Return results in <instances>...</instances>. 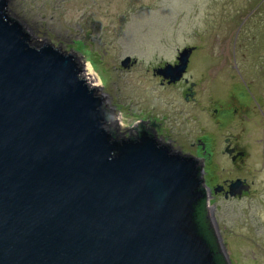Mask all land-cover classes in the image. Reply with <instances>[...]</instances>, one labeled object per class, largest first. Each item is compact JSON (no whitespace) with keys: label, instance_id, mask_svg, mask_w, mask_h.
Listing matches in <instances>:
<instances>
[{"label":"water","instance_id":"obj_1","mask_svg":"<svg viewBox=\"0 0 264 264\" xmlns=\"http://www.w3.org/2000/svg\"><path fill=\"white\" fill-rule=\"evenodd\" d=\"M7 7L0 0V264H214L191 219L204 196L197 162L149 134L127 139L142 121L117 139L76 58L31 46ZM193 50L156 72L179 82ZM230 187L249 191L242 179Z\"/></svg>","mask_w":264,"mask_h":264},{"label":"rangeland","instance_id":"obj_2","mask_svg":"<svg viewBox=\"0 0 264 264\" xmlns=\"http://www.w3.org/2000/svg\"><path fill=\"white\" fill-rule=\"evenodd\" d=\"M260 1L8 0L7 7L24 26L31 46L53 44L76 58L83 78L93 72L98 79L94 88L104 96L109 114L105 127L115 129L117 137L139 121L152 120L161 127L156 137L172 152L206 156L205 170L215 176L252 183L248 196L210 202L232 264H264ZM186 48H194L184 75L188 82H165L169 79L156 71L178 64ZM88 61L92 70L85 66ZM193 82L196 100L186 101ZM227 136L237 138L246 152L238 165L222 152ZM205 146L212 156L201 153Z\"/></svg>","mask_w":264,"mask_h":264},{"label":"flooded vegetation","instance_id":"obj_3","mask_svg":"<svg viewBox=\"0 0 264 264\" xmlns=\"http://www.w3.org/2000/svg\"><path fill=\"white\" fill-rule=\"evenodd\" d=\"M183 79H185L188 82V80L185 77H183ZM165 82L169 83L168 80H165ZM169 84H172V83H169ZM217 92L220 93L219 90ZM197 93L198 92H197L196 83L193 82L191 84V87L186 92L184 99L186 101H189L191 98L196 100L195 96H196ZM218 95H220V94H218ZM160 128L161 127L158 126V125H155V124H152V123L151 124H147L146 122H144V124H142L141 126L139 125L138 128H135V130H133L135 133H133L127 139L138 140L139 136H141L142 134H149V136L151 135V137H153L158 143H160V145H165L166 147L170 148L169 144H167V143H163L162 144V141H160V142L158 141L159 138L156 137V136H157L158 129H160ZM108 130H109V132H111L118 139V137H117L118 134H117V131L115 129L108 127ZM121 140H123V139H121ZM224 142H225V146H224L222 152L224 154L229 155L231 157L232 161L234 162V164L238 165L239 161H241L242 158H244V156L246 155L245 150L241 149V146L238 144V139L237 138L233 139V137L227 136V137L224 138ZM171 149H172V147H171ZM228 150H230V151L232 150V152L229 153ZM201 153H203L204 155H206V154H209L211 156L213 155V152H210V151L206 150V146H205V149H203V152H201ZM175 154H179V153H175ZM237 156H238V158H236ZM190 157L193 158L197 162V165H198V168H199V176L198 177H200L201 185L204 187V189H205V191L207 193V197H208L209 202L214 201V199H216V198H220V199L222 198L224 200L228 199L231 196V194H230V190H231L230 185H231L232 182L235 181V179H237L239 177H237V178H229V177L215 176L214 174H212L213 172L210 169H208L209 173H208L207 170H205V166H204L205 164H204V160L203 159L204 158L206 159V156H204V158H202L200 156H195V155L192 156V154H191ZM210 172H212V173H210ZM206 174H207V176H206ZM239 179H241V178H239ZM244 180L246 181L247 185H249V191L248 192L247 191H243V193L241 195L232 196V197L241 198V197L246 196V195L248 196L249 194L252 193V190H251L252 187H253V185H251L252 183L247 182L246 178H244ZM216 230H217V233H218L219 230L217 228H216Z\"/></svg>","mask_w":264,"mask_h":264},{"label":"trees","instance_id":"obj_4","mask_svg":"<svg viewBox=\"0 0 264 264\" xmlns=\"http://www.w3.org/2000/svg\"><path fill=\"white\" fill-rule=\"evenodd\" d=\"M260 1V0H259ZM260 1V8H264V3ZM7 15L11 18L8 12ZM109 114H107V118ZM142 124H140L141 126ZM199 192L203 193V197H199L193 206V212L191 215V219L193 222L194 229L196 233L203 238L206 242L208 250L210 251L213 263L214 264H230L229 260L224 252L223 247L221 245L219 235L217 233L215 224L210 214V202L207 197V193L202 185L198 188Z\"/></svg>","mask_w":264,"mask_h":264},{"label":"bare ground","instance_id":"obj_5","mask_svg":"<svg viewBox=\"0 0 264 264\" xmlns=\"http://www.w3.org/2000/svg\"><path fill=\"white\" fill-rule=\"evenodd\" d=\"M85 66H87V68L90 67V69L92 70V68H93V62L88 61V64L85 65ZM87 70H89V68ZM84 78H85V80L87 81V83L91 87H96L98 85V83H97L98 82V79L94 76L93 72L92 73H90V72L85 73Z\"/></svg>","mask_w":264,"mask_h":264}]
</instances>
